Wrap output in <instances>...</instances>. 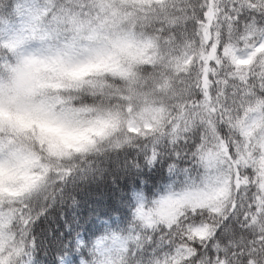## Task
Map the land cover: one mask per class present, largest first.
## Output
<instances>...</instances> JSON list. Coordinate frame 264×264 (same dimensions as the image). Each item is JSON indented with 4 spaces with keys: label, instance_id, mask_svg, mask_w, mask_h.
<instances>
[{
    "label": "snow or ice",
    "instance_id": "obj_1",
    "mask_svg": "<svg viewBox=\"0 0 264 264\" xmlns=\"http://www.w3.org/2000/svg\"><path fill=\"white\" fill-rule=\"evenodd\" d=\"M64 11L90 18L87 42L41 61L21 82L25 97L68 81L124 103L108 120L67 129L47 103L6 104L0 91V127L20 135L35 124L41 143L76 153L120 125L126 137L185 144L199 129L203 176L142 214L165 225L169 251L154 264H264V0H65ZM137 66L150 76L137 77ZM22 159L0 138V170L14 173ZM37 185L0 191V264L23 239L12 226L28 223L17 201Z\"/></svg>",
    "mask_w": 264,
    "mask_h": 264
},
{
    "label": "trees",
    "instance_id": "obj_2",
    "mask_svg": "<svg viewBox=\"0 0 264 264\" xmlns=\"http://www.w3.org/2000/svg\"><path fill=\"white\" fill-rule=\"evenodd\" d=\"M0 29V31H9ZM137 77L150 76L141 66ZM108 82L122 86L118 78ZM123 104L107 92L85 86L76 93L74 104L103 109ZM118 127L114 130L116 131ZM199 129L189 133V143L168 135L126 137L116 135L97 143V148L75 153L49 173L17 201L27 225L16 222L13 234L22 242L7 264H95L97 242L111 235L133 236L120 264H154L169 251L163 223L141 228L136 217L134 195L151 203L165 189H180L197 182L203 164L193 145L200 142Z\"/></svg>",
    "mask_w": 264,
    "mask_h": 264
},
{
    "label": "clouds",
    "instance_id": "obj_3",
    "mask_svg": "<svg viewBox=\"0 0 264 264\" xmlns=\"http://www.w3.org/2000/svg\"><path fill=\"white\" fill-rule=\"evenodd\" d=\"M89 3H94V0H89ZM64 4L65 0H0V29L6 30L12 26L10 32L0 31V57H7L8 60L6 67H0V91L4 94L6 104L10 97L15 98L17 103L44 102L54 108L67 129L87 128L98 119L108 120V113H116L120 109L116 105L83 111L84 108L74 104L78 89L69 86L68 81H64L60 88L47 90L43 96L25 97L20 87L21 82L41 61L51 62L73 46L87 42L90 18L82 17L78 11L67 16ZM33 61L36 63L33 64ZM95 126L102 127L99 123ZM62 131L50 135L59 139ZM105 131L107 137L121 135L123 125L116 131L112 128ZM39 135L35 124L32 130L20 135L6 124L0 127V138L6 143L13 141V146L24 157L14 173L0 170V191L6 187L22 189L33 183L39 184L59 162L76 153L72 148H50L47 140L41 143ZM92 138L96 143L101 140L95 134H92Z\"/></svg>",
    "mask_w": 264,
    "mask_h": 264
},
{
    "label": "rangeland",
    "instance_id": "obj_4",
    "mask_svg": "<svg viewBox=\"0 0 264 264\" xmlns=\"http://www.w3.org/2000/svg\"><path fill=\"white\" fill-rule=\"evenodd\" d=\"M11 30H12V26L9 29V32ZM110 142L111 144H116L118 143V138L115 136L111 137ZM96 148H97V143L94 146L89 147L87 151H84L81 153H85V152L91 151ZM204 171L205 169L203 166L202 176L204 174ZM188 185L180 189H176V190L167 188L165 189L163 193H161L151 203H146L140 194H135L134 201H135V206H136V217L139 220L140 227L148 228V227L153 226V225L150 226V218L142 214H147L150 211H154L158 207V203L161 200L181 193L182 191L185 190L186 187H188ZM132 238L133 236L128 237V236H120V235H111L109 237L99 239L97 242L98 258L95 261V264H120L123 258V255L126 251L128 242Z\"/></svg>",
    "mask_w": 264,
    "mask_h": 264
}]
</instances>
